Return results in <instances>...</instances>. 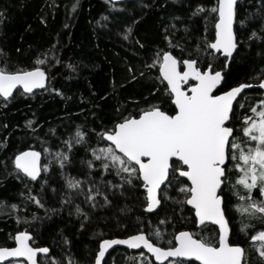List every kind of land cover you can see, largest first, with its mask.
I'll use <instances>...</instances> for the list:
<instances>
[{
  "label": "trees",
  "instance_id": "16d2710c",
  "mask_svg": "<svg viewBox=\"0 0 264 264\" xmlns=\"http://www.w3.org/2000/svg\"><path fill=\"white\" fill-rule=\"evenodd\" d=\"M74 2L0 0V13L4 15L0 22V49L3 50L0 59L7 60L6 66L11 71L31 69L36 58L46 59L42 67L47 73L46 89L34 94H22L23 91L16 90L7 106L0 97V201L4 202L0 205V246H13L10 236L27 230L33 237L34 246L49 247L51 257L66 259L70 253L81 264H90L101 238L125 237L138 230L151 234L159 229L164 234V241H161L164 244L171 238L170 234L181 230L205 236L214 234L215 228L211 225L203 230L196 226L187 205L181 210L175 201L183 196L173 188L168 189V195L173 199L162 200V205L154 213L144 211L140 202L142 190L115 196L109 193L111 203L95 209L84 202L83 195L74 196L70 204H61L66 192L75 191L67 189L65 177L86 181L85 189L88 180L99 182L103 179L99 162H95L97 166L91 170L84 163L92 159L88 148L105 146L98 144L95 132L110 127L123 116L136 114L146 102L166 100L163 86L154 80L158 69L146 71L143 67L151 63L150 57L157 48H167L164 29L167 27L174 34L173 43L185 45V54L194 51L198 41L206 35L209 39L214 37V20L192 16L197 4L208 5L213 0H144L151 5L144 11H141V1L122 2L113 7L106 0H79V7L73 11L71 5ZM259 7L257 0H240L238 3L235 31L245 43L240 45L239 53L227 70L221 91L238 83H255L264 78V43L247 41L251 30L259 29L264 22L256 14ZM140 16H143L142 23L136 26L133 38L125 41L120 35L122 28L118 22L130 23ZM248 16L252 19L241 28L239 21ZM41 17L46 24L40 22ZM173 24L175 29L171 28ZM136 39L144 45L143 48L134 42ZM53 45H56L54 49ZM173 54L182 58L179 49H173ZM215 63L219 69L223 66V58ZM69 64L73 67H67ZM201 66L206 67V63ZM129 68L134 69V73H130ZM141 72H145L143 77ZM133 74L136 80L132 79ZM157 88L159 91L146 101L149 93ZM53 89H58L62 95ZM261 98L264 93L257 89L246 91L240 97L244 107L235 104L233 117L238 128L243 117L251 115L250 108ZM163 108L169 112L172 110L170 103H164ZM29 120L33 122L32 127L26 126ZM77 126L88 134V144L74 145L68 153L70 162L61 169L54 159L55 153L68 152L62 143L74 136ZM236 135L241 133L238 131ZM27 148L40 151L41 165L49 168L48 172H41L38 182L26 179L21 183L14 175L8 174L14 167L11 163L14 155ZM45 148L49 152H44ZM105 178L115 179L107 174ZM45 180L48 183L42 189ZM230 188V185L225 188V199L232 222V242L246 248L248 264H257L252 242L238 229L241 216L234 210L238 201ZM29 191L39 196L44 207L28 199ZM98 201L102 204L103 198L98 197ZM12 204L18 207L13 210L9 207ZM77 205L89 213V220L77 216ZM161 220L166 222L161 224ZM81 223L85 225L83 229ZM244 223L249 221L245 219ZM251 223L259 229L257 221ZM65 238L69 244L64 243ZM136 253L116 249L107 256L104 264H139ZM147 260L152 258L148 256ZM190 264L197 263L190 261Z\"/></svg>",
  "mask_w": 264,
  "mask_h": 264
},
{
  "label": "snow or ice",
  "instance_id": "6c2138e0",
  "mask_svg": "<svg viewBox=\"0 0 264 264\" xmlns=\"http://www.w3.org/2000/svg\"><path fill=\"white\" fill-rule=\"evenodd\" d=\"M106 2L113 7L116 5V0ZM257 3L260 7L256 14L264 21V0H257ZM78 7L79 0H75L71 10ZM140 7L144 11L151 5L141 0ZM237 8L238 0L197 4L192 16L214 20V38L209 39L206 35L198 41L194 51L186 54L185 45L173 43L174 34L167 27L164 29L167 48H157L150 57L151 63L143 67L146 71L158 69L154 80L163 86L166 100L146 102L136 114L123 116L99 132L93 129L98 144L105 146L88 148L92 159L84 163L91 170L97 166L95 162H99L103 179L99 182L88 180L85 189L83 185L86 181L65 177L67 189L75 191L66 192L61 199L62 205L70 204L74 196L83 195L84 202L95 209L111 203L109 193L115 196L117 193L125 195L126 192L139 193L142 190L143 199L140 202L144 211L154 213L162 205V200L173 199L168 195V189L173 188L183 196V199L175 201L181 210L185 205L190 206L189 211L194 214L196 225L202 230L211 225L215 228L214 234L205 236L181 230L170 234L171 238L164 244L161 243L164 234L159 229L151 234L138 230L124 238H101L90 264H103L106 254L117 245L146 249L157 264H190L193 258L199 264H248L246 248L232 242V222L225 199V188L229 185L238 201L234 207L241 214L240 231L252 242L257 264H264V98L250 108L251 115H245L238 128L233 119L234 104L238 103L243 108L239 98L245 90L257 85L242 82L225 91L220 90L240 45L245 43L234 30ZM3 19V13H0V22ZM249 19L252 17L239 21L241 28ZM142 21L143 16L132 19L130 23L118 22L122 38L131 40L136 26ZM40 22L47 23L43 17ZM175 27V24L171 25L172 29ZM256 40L264 43V22L259 29H252L247 37V41ZM134 42L144 47L139 39ZM52 47L54 49L56 45ZM173 49H179L182 58L174 55ZM44 55L47 56V53ZM0 56H3L2 49ZM221 57L224 63L217 70L215 62ZM45 63L46 59L38 57L31 69L11 71L6 66L7 60L0 59V65H3L0 66V97L5 106L14 97V90L23 89L22 94H32L34 89L47 88V73L42 67ZM204 63L206 67L201 66ZM67 67L73 66L69 64ZM134 71L129 68L130 73ZM144 75L145 72L140 73L141 77ZM136 78L133 74L132 79ZM258 88L264 89V78L259 80ZM53 91L62 95L58 89ZM158 91L159 88L149 93L146 101ZM164 103H170L171 112L164 110ZM32 124L31 120L26 122L28 127ZM51 131L54 134V130ZM238 131L241 133L239 136L236 135ZM87 144L88 134L77 126L74 136L62 143L68 152L57 151L54 159L63 169L70 162L68 153L74 145ZM44 152H49V149L45 148ZM40 161L39 151L18 152L11 161L13 170L8 174L14 175L21 183L26 179L38 182L41 172L49 170L48 165H41ZM106 174L115 179L107 180ZM47 183V180L42 182V189ZM98 197L103 198L102 204ZM28 199L44 207L39 196L32 195L31 191ZM3 204L0 201V205ZM9 207L15 210L18 206L12 204ZM76 214L83 216L84 220L90 219L89 213L79 205L76 206ZM245 219L249 223H244ZM253 220L258 222V230L257 225L251 223ZM165 222L160 221L161 224ZM84 227L81 223L80 228ZM10 239L14 241V246H0V262L3 264H81L70 253L66 259H56L51 257L49 247L33 246V237L27 230L17 231ZM64 243L70 242L65 238ZM41 254L44 259L40 258ZM140 256L143 258L144 253L141 252ZM141 264H153V261L141 259Z\"/></svg>",
  "mask_w": 264,
  "mask_h": 264
},
{
  "label": "water",
  "instance_id": "95a60500",
  "mask_svg": "<svg viewBox=\"0 0 264 264\" xmlns=\"http://www.w3.org/2000/svg\"><path fill=\"white\" fill-rule=\"evenodd\" d=\"M129 1H141V0H116V4H119V3H122V2H129ZM144 1V0H143ZM239 1L240 0H238V3H239ZM234 30H235V23H234ZM214 38V37H213ZM222 58V57H221ZM218 70V69H217ZM252 84H254V85H257V87H254L253 89H257V90H259L260 92H262V93H264V89H259L258 88V84H259V81L258 82H255V83H252ZM19 90H21V91H23V89H19ZM41 90H43V89H34L33 90V93L32 94H34V93H36V92H39V91H41ZM249 90H251V89H248V90H245V92L246 91H249ZM16 90H14V92H15ZM244 92V93H245ZM243 93V94H244ZM218 94V93H217ZM2 98V97H1ZM240 99V98H239ZM235 105V104H234ZM26 150H35V151H38V150H36V149H34V148H27V149H25V150H22V151H26ZM40 152V151H39ZM41 160H42V154H41ZM40 163H41V161H40ZM188 208H190V206H187ZM159 209V208H158ZM157 211V210H156ZM155 211V212H156ZM193 216H194V214H193ZM197 226V225H196ZM197 227H199V226H197ZM126 237V236H125ZM119 238H124V237H119ZM104 239H110V238H104ZM31 243L33 244V242L31 241ZM13 246H14V244H13ZM33 246H34V244H33ZM10 247H12V246H10ZM35 247H37V246H35ZM116 249H124V250H128V251H135V252H144L145 254H147L148 256H150L151 257V254H149V253H147V250L146 249H129V248H127V246L126 245H117V246H114L113 247V249H110L109 250V252L106 254V257H105V260H106V258H107V256L112 252V251H114V250H116ZM41 256H43V254H41ZM152 258V260H153V262L155 263V264H157V262H155V260H154V257H151ZM191 261H193V262H196L197 264H199V262L198 261H195L194 260V258L193 259H191ZM0 264H3V262H0ZM103 264H104V262H103Z\"/></svg>",
  "mask_w": 264,
  "mask_h": 264
},
{
  "label": "rangeland",
  "instance_id": "374dc122",
  "mask_svg": "<svg viewBox=\"0 0 264 264\" xmlns=\"http://www.w3.org/2000/svg\"><path fill=\"white\" fill-rule=\"evenodd\" d=\"M254 191H255V190H254ZM235 205H236V204H235ZM234 210H236L235 207H234ZM237 213L240 214L239 212H237ZM240 216H241V214H240ZM240 227H241V226L239 225V227H238L239 230H240ZM250 242H251V241H250ZM140 253H141V252H137V253L135 254V258L138 260V263H139V264H141V259L147 260V258H148V255L145 254L144 252H143V253H144V256H143V258H141ZM40 258H41V259H44V256H40Z\"/></svg>",
  "mask_w": 264,
  "mask_h": 264
}]
</instances>
